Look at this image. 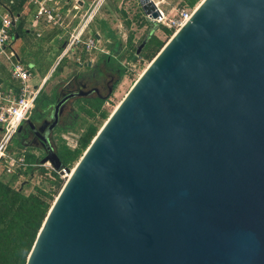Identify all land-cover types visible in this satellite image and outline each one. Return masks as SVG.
I'll use <instances>...</instances> for the list:
<instances>
[{
  "label": "water",
  "instance_id": "obj_1",
  "mask_svg": "<svg viewBox=\"0 0 264 264\" xmlns=\"http://www.w3.org/2000/svg\"><path fill=\"white\" fill-rule=\"evenodd\" d=\"M26 264H264V0L200 1L70 171Z\"/></svg>",
  "mask_w": 264,
  "mask_h": 264
},
{
  "label": "trees",
  "instance_id": "obj_2",
  "mask_svg": "<svg viewBox=\"0 0 264 264\" xmlns=\"http://www.w3.org/2000/svg\"><path fill=\"white\" fill-rule=\"evenodd\" d=\"M8 3L9 0H5ZM201 0H182L183 5L194 7ZM25 0H13L10 4L12 13H19ZM23 22L18 25L16 34H21ZM164 28V27H163ZM165 29V34L170 37L173 32ZM129 49H134V44L131 39L128 41ZM164 42L156 36H152L147 45L142 50L140 56L148 63L154 58L158 51L162 48ZM109 58V57H108ZM130 61H135L134 55L128 56ZM106 64L112 63V60L105 61ZM124 69L120 67V77L124 75ZM9 73L4 64H0V90L15 88L16 95L18 88L12 82ZM41 95L36 100L34 105V113L38 109V101L40 102ZM90 104L89 109L84 111L88 116L95 118L98 115L101 119L109 117L105 110H102V100L83 99ZM92 102V103H91ZM48 104L45 105L46 108ZM32 109V110H33ZM38 114L32 116L35 120ZM66 129H63L65 131ZM2 127L0 124V136ZM98 132L97 127L90 123L86 126L84 133L80 135L76 141V146L71 148L67 145H61L57 148L56 154L61 160L65 169H71L73 164L78 162L92 139ZM13 142L17 147L16 158L22 156L26 166H15L11 172H7L5 163L0 165V264H26L28 254L35 242L37 233L54 201V195L58 194L63 185V179L50 169L49 175L43 167H35L40 162L39 158L34 154L23 151L20 143L13 137ZM11 141V142H12ZM10 146V145H9ZM9 148V147H8ZM8 151V150H7ZM10 152V151H9ZM37 175L42 178L41 184L35 185L32 192L26 194L23 188L14 187V183L20 176ZM44 183H46L44 185Z\"/></svg>",
  "mask_w": 264,
  "mask_h": 264
},
{
  "label": "crops",
  "instance_id": "obj_3",
  "mask_svg": "<svg viewBox=\"0 0 264 264\" xmlns=\"http://www.w3.org/2000/svg\"><path fill=\"white\" fill-rule=\"evenodd\" d=\"M58 1L59 0L46 1L47 6L53 8L55 10L54 13L59 15L58 23L50 24L47 23L45 18L37 17V5L29 2V0H25V4L21 8L20 12L17 14L12 13L10 11V4H12L13 0H9L8 3H6L5 0H0V18L5 13H9L15 19L10 30V50L14 53V57L11 59V62L20 64L26 71L29 72L30 77L28 80V84L32 88L39 87L40 85H42L39 96L42 95L49 81V77L54 68L56 67L57 63L66 58L64 57L60 59V55L64 46L66 45L69 34L72 32L73 29L77 27L81 17L80 15L87 10V8L92 2V0H64V2L60 4ZM116 1H118L119 6L114 7V9L111 10L107 6V0H105L100 6L99 11L95 16L94 20L88 25L83 34V40L92 39L93 41H95V43L96 41H98L97 46L100 52H104V48H106L107 50L112 49V51L114 52L115 44H113V41H129L130 39L131 41H135L133 35H128V32L130 33L131 27L134 24L133 19L135 18L136 20V15L132 17L130 12L128 11L130 7L127 8L126 6L129 0ZM135 1H137V4L139 3L138 0H134V2ZM162 4L163 3H160V6ZM167 6H171V4L168 3ZM120 7L122 9H120ZM110 10L112 11V13H116L114 14L116 17L113 18L115 21L110 20L108 16ZM117 14L119 16H117ZM143 17L144 21L138 23V27L140 28V30H146L144 26L145 21L147 20L145 14ZM21 21L23 22V32L21 34H16L15 31L17 30L18 25ZM110 21H113L114 24L112 23V25H109ZM146 22L148 23L149 21ZM148 24L151 25L150 22ZM51 48H53V51L48 55L46 59L44 58V60H42L39 64L34 62L35 59L39 58L38 56L42 52L48 53ZM81 51L82 47H78L77 52ZM54 53H57L56 57ZM23 54L29 55L30 60L24 61L23 58L20 56ZM70 56L73 57V51L71 52ZM93 56L94 54L91 55L89 53H86V60H84V63L87 64V62H89L88 66H90V63L93 62ZM53 58V61L55 62L54 66L50 64L51 59ZM77 58H79V61L76 60ZM77 58H75V61L80 63V56ZM1 63L5 65L7 72L10 75V78L13 80V84L17 86L18 94L16 95L15 88H9L7 92L4 90H0V94L3 96V98H17L22 83L19 80L13 79L11 74V63L9 61L0 58V64ZM37 66H39V68ZM35 68H37L38 76L41 77L40 82L38 84L32 83V73L30 72V69ZM71 72L72 74L67 78L66 81L51 86L46 90L44 101L42 102L44 103L43 107L39 106L38 104V114L44 109L47 110L50 105L54 103L59 87L61 85H64V83H66L69 79L73 78V70ZM38 103L40 102L38 101ZM0 104L8 105V102L0 100ZM46 104L48 105L46 106V108H44Z\"/></svg>",
  "mask_w": 264,
  "mask_h": 264
},
{
  "label": "rangeland",
  "instance_id": "obj_4",
  "mask_svg": "<svg viewBox=\"0 0 264 264\" xmlns=\"http://www.w3.org/2000/svg\"><path fill=\"white\" fill-rule=\"evenodd\" d=\"M164 1H165V3H163L160 6V8L169 17H171L173 14L176 13L175 10L183 9L186 7V5L182 4L181 0H164ZM58 2L60 4H62L64 2V0H59ZM107 3H108L107 4L108 8L111 10H113L114 7L119 6L118 1H116V0H113V1L107 0ZM168 3H170L171 6H167ZM138 4H137V1L134 2V0H131V1L129 0L128 4L126 5L127 8L130 7L128 9V11L132 15V17H134L136 15V20H135V18L133 19L134 24L131 27L130 33L128 32V35L131 34L134 36L135 41H132V43L134 45H137V46H139L140 42L145 38V36L150 31V29L153 28V27H151L152 25L148 24L149 22L148 23L146 22L147 20L145 21V25H144L146 30L145 29L140 30V28L138 27V23H140L141 21L142 22L144 21V19H143L144 14H143V12L140 9ZM198 4H196L194 7H192V9L195 8ZM120 9H122V8L120 7ZM172 9H175V10H172ZM111 10L109 11L108 16H109L110 20H114L113 18L116 17L114 14H116V13H112ZM117 16H119V15L117 14ZM112 23H113V21H110L109 25H112ZM163 27L161 25L160 26L157 25L154 29L155 30L154 36H157L165 44L171 38L172 35L170 37H168L167 34H165V29ZM97 44H98V41H96V43H95V48L90 49V50H87L86 48H82L81 52H77L76 50H74L73 51V57L68 55L62 61L57 63V65L54 68V70L52 71V73L49 77V81H48V83H47V85H46V87H45V89L41 95L39 106L43 107L44 103H42V102L44 101L46 90L51 86H54L60 82L66 81L67 78L72 74V72H71L72 70H73V75H78V76H82V77H88L90 75H94L95 74V72H93L94 69L96 70V68H99V67L103 70V72H105L106 69L104 68V63L102 62V60H106L107 57H109V58L111 57V60H112L111 65H113V67H117V68L121 67L125 70L124 75L119 80V83L117 84L115 90H113V93L110 94L107 98L105 97L102 99V103H101L102 104L101 105L102 110H105L108 113V115H110L113 112V110L118 106L120 101L124 98V96L127 94L129 89L131 88V86L138 79L140 74L143 72V70L147 67V65L149 63H148V61L143 60L141 58V56L134 55V53L129 49L128 41H113V44H115L114 52L112 51V49L107 50L106 48L103 49L104 52H100ZM52 51H53V48H51L48 53L42 52L39 56L37 55L39 58L35 59L34 62L38 63V64L41 63V61L44 60V58L46 59ZM57 53H54L55 57H56ZM86 53H89L91 55L94 54V56L92 57L93 62L90 63V66H88L89 62H87V64L84 63V60H86V57H85ZM130 54L134 55L135 61H130L128 59V56ZM20 56L23 58L24 61L30 60L29 55L23 54ZM79 56H80L81 62L79 64H77L75 62V58H77ZM53 60H54V58L51 59V63H50V64H52V66H54V63H55ZM107 65H110V64H107ZM37 67L39 68V66H37ZM30 72L32 73V83L38 84L40 82L41 77H39L37 74V68L30 69ZM91 72H93V73H91ZM110 73L105 72V74L101 78L103 80V84L109 80V77L115 78V75L113 73H111V75L114 76L113 77L110 75ZM106 92H107L106 89L100 88V94L102 96H106V94H107ZM93 98H94V96H91L89 99H93ZM89 107H90V104L88 102H85L84 100L83 101H81V100L77 101L74 104V107H73V103H71V105H69V109H70L69 116H70V118L67 121V123H65V127H67L66 130L63 131V129H61V130L57 129V130H55V132L52 136L51 142H52L54 149L59 148L61 145H67L71 148H74L76 146V141H77L78 137L80 135H82V133H84L86 126L90 123H93L97 127L98 130L102 127V125L106 121L105 119H101L98 115H96L95 118H92L91 116H88L84 111H81V109L87 110V109H89ZM38 112H39V110L35 111V114H34V109L31 110L27 119L31 118V116H33V115L38 114ZM8 152L13 156L17 154L18 150H17V147L15 145V142L12 141L10 143V146L8 148ZM35 156L38 157L39 160H41L43 158L39 155H35ZM48 164L49 163L40 164V162H39L37 167H43L45 170H47L48 175H49L50 168H49ZM75 165H76V162L73 164L71 170L74 168ZM41 182H42V178L40 176H37L36 174L30 175V176H20L15 181L14 187L23 188L24 193L28 194V193L32 192L33 187L35 185L41 184ZM63 182H65V181L63 180ZM45 184L46 183H44V185ZM57 195L58 194L54 195V199L56 198Z\"/></svg>",
  "mask_w": 264,
  "mask_h": 264
},
{
  "label": "built area",
  "instance_id": "obj_5",
  "mask_svg": "<svg viewBox=\"0 0 264 264\" xmlns=\"http://www.w3.org/2000/svg\"><path fill=\"white\" fill-rule=\"evenodd\" d=\"M47 0H29V2L37 5V17H43L47 23L55 24L59 21V15L54 13V9L46 4ZM105 0H92L87 10L81 15L79 24L69 34L66 45L64 46L60 59L67 57L72 51L78 47L86 48L87 50L95 48V41L92 39L83 40V34L88 25L94 20L100 6ZM155 5V17L151 14L146 15V19L154 24L161 25L169 29L173 34L190 18L195 8L186 6L183 9L175 10L176 13L171 17L167 16L160 8V3H165L164 0H150ZM191 8V9H190ZM15 19L9 13H5L0 18V58L5 59L11 63V74L13 79L19 80L22 83L20 92L17 98H3L0 94V100L8 102V105L0 104V124L2 127L0 137V165L6 164L7 172H11L15 166H26L24 158L20 156L16 158L7 150L16 134L20 125L27 120L28 115L34 108L35 102L40 94L42 85L32 88L28 84L30 74L20 64L12 63L11 59L14 53L10 50V30ZM59 59V60H60ZM79 61V58L76 59ZM36 164L35 166H37ZM49 168H53L48 164ZM54 171V170H53ZM71 169L62 168L61 171L56 172L61 179L66 181L69 177Z\"/></svg>",
  "mask_w": 264,
  "mask_h": 264
},
{
  "label": "flooded vegetation",
  "instance_id": "obj_6",
  "mask_svg": "<svg viewBox=\"0 0 264 264\" xmlns=\"http://www.w3.org/2000/svg\"><path fill=\"white\" fill-rule=\"evenodd\" d=\"M148 34L145 37H147ZM143 40H140L141 42L139 46L135 45L134 49L131 50L134 55L140 56L142 50L149 42L148 41L142 48H140V50H138L140 45L143 43ZM109 60H111V57L107 58V61ZM105 61L106 60H102L104 68L106 69L105 72L113 73L115 78L108 76L109 80L103 84V80L101 78L105 72H103L100 67L96 68V70L94 69L93 72H95L96 75L94 74L88 77L73 75V78L69 79L66 83H64V85L59 87L54 103L45 111L40 122H36V120L29 118L20 125L14 135V138L19 141L23 151H29L30 153L41 157L56 153L57 149H54L51 142L52 136L55 130L67 128L65 127V123H67L70 118L69 105L73 103L74 107V104L77 101H83V99L87 98L89 99L91 96L102 100L113 93V90H115L119 80L121 79L120 68L113 67V65H107ZM76 63L79 64V62ZM100 88L106 89V96H102L100 94Z\"/></svg>",
  "mask_w": 264,
  "mask_h": 264
}]
</instances>
